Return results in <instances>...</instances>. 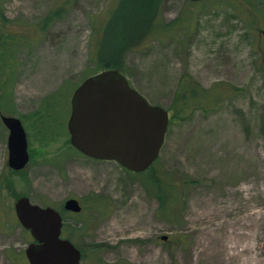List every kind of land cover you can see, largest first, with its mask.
<instances>
[{
    "label": "rangeland",
    "instance_id": "374dc122",
    "mask_svg": "<svg viewBox=\"0 0 264 264\" xmlns=\"http://www.w3.org/2000/svg\"><path fill=\"white\" fill-rule=\"evenodd\" d=\"M65 1L0 0V32L23 38L9 80L0 78V113L22 119L30 154L24 169L9 166L0 117V222L27 195L63 212L80 264H218L225 239L264 264V0H70L45 22ZM107 64L171 114L185 78L197 88L222 83V98L174 110L158 159L133 172L71 144L73 92ZM47 108L51 133L37 124ZM70 197L81 214L64 211ZM32 240L21 224L0 226V264H30Z\"/></svg>",
    "mask_w": 264,
    "mask_h": 264
},
{
    "label": "water",
    "instance_id": "95a60500",
    "mask_svg": "<svg viewBox=\"0 0 264 264\" xmlns=\"http://www.w3.org/2000/svg\"><path fill=\"white\" fill-rule=\"evenodd\" d=\"M0 117L9 130L8 164L22 170L30 160L25 125L15 115ZM169 122V109L151 103L119 69L108 68L88 76L74 90L67 126L71 144L83 154L144 172L158 159ZM14 207L19 223L33 237L25 248L30 264L81 263V249L62 235L64 216L59 209L34 203L27 195L17 198ZM63 207L75 213L83 209L76 197L66 199Z\"/></svg>",
    "mask_w": 264,
    "mask_h": 264
},
{
    "label": "trees",
    "instance_id": "16d2710c",
    "mask_svg": "<svg viewBox=\"0 0 264 264\" xmlns=\"http://www.w3.org/2000/svg\"><path fill=\"white\" fill-rule=\"evenodd\" d=\"M69 3H70V0H66L61 6H59L55 10L51 11L46 16L44 21L47 23H50L55 18L60 17L65 12L67 5ZM1 19L3 21H6L4 19L3 13H1ZM22 43H23V38L20 35L16 34L15 32H10L8 30H3V32H0V78L1 77L3 78V76H5V80H7V81L9 80V79H7V77L9 76V74H10L9 72L12 68V63L10 62L12 59L11 56L15 54L18 47ZM108 68L119 69L118 66H112V65L107 64L104 69H108ZM104 69L98 70L94 73H91L90 75L98 73ZM221 84L222 83H216L209 89L200 87L199 84H196L198 86V88H197L195 85L193 86L192 84H190L189 78H185V79L181 80V85H180V88H179V91L177 94L178 97L176 100H178V98H180L182 103L178 106H177V103H176V105L174 104L171 106L172 114L170 113V120L175 119L177 117V114L174 112V110L178 113L183 111L185 109V107L188 105L190 100H194V102H200L202 107L206 106V107L214 108L222 98V96L220 94V89H219V86ZM52 114H53V111L51 113V110H48V108L45 109L44 111L37 113V115H36L37 116V124L40 128V131L44 130L46 132L50 131L49 133L53 132V129L55 128V123H54V121H52ZM59 128H61V127H59ZM156 180L157 179H155L154 181L156 182ZM2 187L10 188L8 183L6 186H2ZM160 199H161L162 206H166V207L168 205L170 206L171 202L169 200V197H160ZM102 206H103V199L96 198V199L92 200L91 207L94 208L95 210H101L100 208H102ZM83 210H84V208H83ZM83 210L79 213H75V212H73V213L74 214H81L83 212ZM63 216H64V214H63ZM2 217H3V219L0 222V226L4 225L5 227H8V226L16 227V226L20 225L16 214L13 213L11 210L6 212V214H2ZM66 226H67V218L64 216L63 228H66ZM23 229L26 232H28V230H26L25 228H23ZM66 233H67V231H66ZM67 237H69V233H68ZM104 264H109V263H104Z\"/></svg>",
    "mask_w": 264,
    "mask_h": 264
},
{
    "label": "bare ground",
    "instance_id": "6f19581e",
    "mask_svg": "<svg viewBox=\"0 0 264 264\" xmlns=\"http://www.w3.org/2000/svg\"><path fill=\"white\" fill-rule=\"evenodd\" d=\"M235 234H237V240H240L245 235V233L244 234L241 233L242 234L241 235L240 232ZM226 241L227 239H225V241L222 244L223 249L220 250V258L218 264H225V262L229 261L231 258L240 259L243 264H252L250 257H247L245 259L243 258V254L246 247L238 248L237 241H235L234 244L232 245L226 243ZM254 260H255V264H263V258L260 255H256L254 257Z\"/></svg>",
    "mask_w": 264,
    "mask_h": 264
},
{
    "label": "flooded vegetation",
    "instance_id": "af4514ba",
    "mask_svg": "<svg viewBox=\"0 0 264 264\" xmlns=\"http://www.w3.org/2000/svg\"><path fill=\"white\" fill-rule=\"evenodd\" d=\"M81 202V201H80ZM83 206V205H82ZM64 208V207H63ZM84 208V207H83ZM60 210V209H59ZM83 210V209H82ZM61 211V210H60ZM64 211H69V210H66L65 208H64ZM62 212V211H61ZM70 212H72V211H70ZM62 214H63V212H62Z\"/></svg>",
    "mask_w": 264,
    "mask_h": 264
}]
</instances>
